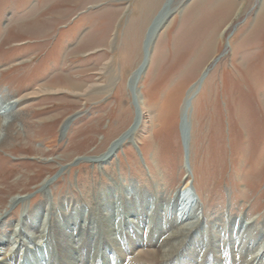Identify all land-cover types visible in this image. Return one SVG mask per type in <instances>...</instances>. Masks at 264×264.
<instances>
[{
  "label": "rangeland",
  "instance_id": "1",
  "mask_svg": "<svg viewBox=\"0 0 264 264\" xmlns=\"http://www.w3.org/2000/svg\"><path fill=\"white\" fill-rule=\"evenodd\" d=\"M263 3L0 0V102L42 87L52 91L15 105L4 122L9 132L0 136L1 258H10L21 232L33 252L20 259L21 249L15 259L29 264L48 241L49 235L36 237L44 226L83 215L94 238L90 229L85 254L77 246L70 261L97 264L106 225L110 238L147 227L140 198L131 199L128 190L156 201L188 174L205 230L194 229L184 246L192 236L196 251L232 247L228 236L234 233L221 232V226L238 216L254 219L264 233ZM165 6L168 15L145 49L147 31ZM205 69L185 147L182 104ZM142 112L149 131L138 136ZM109 192L118 199L115 208L99 203ZM146 215L152 218L151 211ZM163 216L158 211L153 225L172 227L170 216ZM110 245L105 260L115 264Z\"/></svg>",
  "mask_w": 264,
  "mask_h": 264
},
{
  "label": "bare ground",
  "instance_id": "2",
  "mask_svg": "<svg viewBox=\"0 0 264 264\" xmlns=\"http://www.w3.org/2000/svg\"><path fill=\"white\" fill-rule=\"evenodd\" d=\"M261 9L262 11L260 16L264 17V8ZM167 15L168 12L165 6L147 31L145 49L147 48V46H149L150 43H152L155 37L154 34L158 33L161 24L163 23ZM31 29H36V27L32 26ZM140 71H138L137 74H139ZM208 71L209 69H205L203 72H201L198 81H196V83L192 87H190L182 104L180 114L181 121L179 125L181 137L183 139L185 147L187 146L185 142L188 138V135L186 137V134L191 104L196 93L200 89ZM64 84L71 88H75V86H77L76 88H80V85H78L77 83L73 84L70 81H65ZM94 87V85L89 86V88L85 92L90 91ZM51 92L48 88L45 89L42 87L40 89H35L34 91L25 93L20 97L7 99L5 102H0V136L3 132L4 134L9 132L8 127H3L5 125L4 122L11 113L12 107H14L15 105L17 106L20 103L31 99L32 97L39 96L41 94H48ZM101 92H104V90H102ZM145 117L146 113L142 112V121L136 129V134L138 136H141L143 133L145 134L148 130L147 124L149 121H145ZM185 163L187 165V162ZM186 178L183 180L181 186L175 189L169 196H163L161 194L160 197L156 199V201L155 199H153L154 197L144 195V192H141L140 195L136 190H128L127 195H129L131 199H135L138 197L140 198V211L141 213H143L144 224H147V227H145L146 230L144 229V227L142 228L139 225L137 227L139 229V232L135 230L137 233H135L134 235L127 236L120 233V237L110 238V229L108 228V225H106V232L108 235L104 237V239H106L105 241H103L104 243H101V249H103V251H98L96 254L97 257H99L101 260H98L99 263L97 264H102V262L103 264H109V262L105 260L107 258L105 255V250L108 249L107 246L109 244H111L110 246L111 248H113L112 250L116 259L115 264H146V260H148L149 257L152 258L149 264L153 262H158V264H264V262H262L261 260L262 256H264V233L262 232V228L254 224V219H248L244 221L245 219L243 216H238L235 220L232 221L230 219L228 221V227L227 225L225 227L224 224L221 223L223 224L221 226V232L223 230L224 233H226L227 231H230V233H234V235L229 233L230 235L228 236L229 241H232V247L218 250L219 248L208 246V249L203 252H201L202 250H200V248L196 251L193 244L195 243L196 238L194 239L192 236H190L192 239H188L187 244L185 246L183 245V240H186L188 238V235L194 229L197 230L199 227H201L202 230H205V226L203 227L202 225L203 213L201 203L198 201L197 197H195L194 193L189 187V174L186 176ZM106 193L103 194V196H100L99 203L101 205H104L105 207L109 205H112L114 208L117 207L119 204L118 199H116L110 192L109 196H107L108 193ZM13 200H15V197L13 198ZM12 202L10 204H12ZM162 210L164 218L167 215L170 216L172 227H165L161 225L160 222H157L155 223L156 225H153V219L158 214V211L162 212ZM130 211L133 212L135 210L133 209V207L125 209V212L128 215H130ZM148 211H151L152 218L150 216L147 217L146 214ZM64 217L65 218L61 222V225L57 223L53 224V222H50L51 226H49L47 230L44 226L40 231L42 232V235L36 236L39 240H41L44 236L48 237V235L49 238H47V243L46 241H44V248L40 249L39 253H37L35 256H32V261H29V264H61L60 262L63 263L66 261L70 262L68 264H75L70 261V259L74 258L75 247L77 246H79V254H85V252H83L82 250L86 248L85 244H88V242H86L88 241L86 238L87 236L85 235L88 234V231L90 229L91 232L89 233V235L91 238H94V235L92 234L93 227L91 225V222L89 223L88 219H84L83 215H81L80 218L73 215ZM105 222L109 223V221ZM211 224V228L214 230V232H216L215 222H212ZM173 227H178L179 231H171ZM66 229H69L70 233H68ZM169 230L171 231L170 233H168ZM203 233H205V231H203ZM18 236L19 240H21V243L18 240L16 246V239H14L11 247H14L15 245L16 249L12 252L8 260H5L3 257L1 258L4 253L0 250V264H18L19 258L21 259L23 255H27V253L33 252V249L25 246L24 242L27 240V238L23 240L21 232H19ZM6 242L8 241L6 240ZM237 243L238 245L234 249V245ZM253 243H255V247L252 250V246L250 245ZM35 244L37 243H34V249H36ZM88 247L89 246H87V249ZM21 249H23V251L21 252L20 257L15 259L17 253L20 252ZM258 251L261 252L259 255H257L256 253ZM56 254L57 257L54 256ZM27 257H29L30 259V256L27 255ZM81 260H78L77 263L82 262V264H95V262H90L88 259Z\"/></svg>",
  "mask_w": 264,
  "mask_h": 264
}]
</instances>
